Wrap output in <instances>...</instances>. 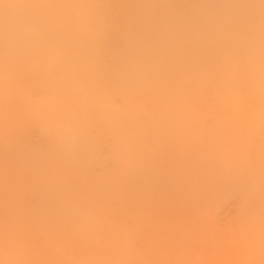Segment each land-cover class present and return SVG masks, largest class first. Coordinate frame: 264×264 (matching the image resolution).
Here are the masks:
<instances>
[{"label":"bare ground","instance_id":"1","mask_svg":"<svg viewBox=\"0 0 264 264\" xmlns=\"http://www.w3.org/2000/svg\"><path fill=\"white\" fill-rule=\"evenodd\" d=\"M247 2L0 0V264H264Z\"/></svg>","mask_w":264,"mask_h":264},{"label":"rangeland","instance_id":"2","mask_svg":"<svg viewBox=\"0 0 264 264\" xmlns=\"http://www.w3.org/2000/svg\"><path fill=\"white\" fill-rule=\"evenodd\" d=\"M248 2L246 3L247 4V12H248V17L251 18L254 20V21H261V23L263 22L264 20V0H247ZM258 2V3H257ZM260 11V12H259ZM261 15V16H260ZM259 17V18H258ZM264 24V23H262ZM233 202V201H232ZM231 202H228V206L226 205L223 209H221V211L219 212V220L221 218V222H224L223 224L226 225V223H229L233 217L236 215V211H234L233 208L234 207V204ZM232 203V204H231ZM231 209H230V208ZM226 209V210H225ZM233 209V211H232ZM230 211V212H229ZM235 214V215H234ZM224 215V216H223ZM228 215V216H227ZM232 215V216H231ZM228 217V218H227ZM230 217L232 219H230ZM223 218V219H222ZM225 219H228L227 221ZM230 219V220H229ZM229 221V222H228ZM221 224V225H223Z\"/></svg>","mask_w":264,"mask_h":264}]
</instances>
